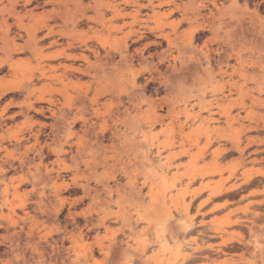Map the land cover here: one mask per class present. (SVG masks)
I'll return each mask as SVG.
<instances>
[{
	"label": "clouds",
	"instance_id": "clouds-1",
	"mask_svg": "<svg viewBox=\"0 0 264 264\" xmlns=\"http://www.w3.org/2000/svg\"><path fill=\"white\" fill-rule=\"evenodd\" d=\"M0 264H264V0H0Z\"/></svg>",
	"mask_w": 264,
	"mask_h": 264
}]
</instances>
